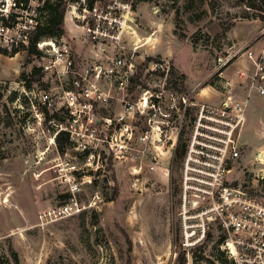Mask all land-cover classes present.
<instances>
[{"label":"rangeland","instance_id":"374dc122","mask_svg":"<svg viewBox=\"0 0 264 264\" xmlns=\"http://www.w3.org/2000/svg\"><path fill=\"white\" fill-rule=\"evenodd\" d=\"M15 1L0 0V42L21 47L0 53V264H225L211 235L182 245L175 138L190 124L179 115L192 93L186 79L224 86L218 59L259 33L260 10L248 0H102L121 3V24L95 34L83 0H66L65 35L42 39L29 56L21 42L43 0L29 11ZM117 58L123 67L109 77ZM250 64L238 56L222 68L237 96L235 68ZM260 99L250 100V141L241 137L235 172L249 181L264 175ZM72 199L80 212L52 211Z\"/></svg>","mask_w":264,"mask_h":264},{"label":"built area","instance_id":"2783aa9c","mask_svg":"<svg viewBox=\"0 0 264 264\" xmlns=\"http://www.w3.org/2000/svg\"><path fill=\"white\" fill-rule=\"evenodd\" d=\"M17 1L22 0H16L15 6L30 10V0L25 4L26 9L19 6ZM82 4L85 13L93 17V24L87 26L89 33L97 34L105 25L121 24L113 14L121 9V3L83 0ZM260 12L264 16V9ZM3 26L2 30L9 31L12 25ZM17 26H20L19 22ZM24 36V42L28 43L29 36L26 33ZM0 47L7 48L1 42ZM238 56H245L251 62L250 66L237 67L235 70L238 86L246 90V96H237L230 89L231 81L222 71ZM71 64L69 61L68 65ZM123 64V59H115L105 69L108 76H116V70L122 68ZM218 64L221 83L226 90L218 102L199 101L195 99L194 91L193 95L189 93L181 96L183 106L179 113L180 123L188 114L190 124L184 137L180 129L175 138V151L183 138L176 204L180 238L185 249H192L211 235L220 241L219 247L236 264H264V184H260V181L264 182V175L259 174L249 181L235 173L243 154L241 135L247 123L250 99L254 95L264 96V24L246 46L226 58L220 57ZM44 98L48 101L49 97L45 95ZM124 129L129 131V127ZM62 168L64 171L65 168ZM52 211L63 218L80 212L81 207L77 199H72L60 205L57 211Z\"/></svg>","mask_w":264,"mask_h":264},{"label":"trees","instance_id":"16d2710c","mask_svg":"<svg viewBox=\"0 0 264 264\" xmlns=\"http://www.w3.org/2000/svg\"><path fill=\"white\" fill-rule=\"evenodd\" d=\"M19 6H22L23 9L27 8L28 0L17 1ZM21 2L23 5H20ZM66 0H46L42 6L37 8V25L35 26L34 31L32 32V36L28 37V43L25 45L21 42L22 48L27 49L29 56H37L41 53L38 48V43L41 42L44 38H52L54 40H58L65 35L64 28V20L66 13ZM248 4L250 7L258 8L260 11L264 9V0H248ZM8 19L5 17L2 18L4 24L8 25ZM21 48V47H20ZM19 47H15L12 50H9L4 47H0V53L4 54H16L20 51ZM36 67H34L35 69ZM35 72V71H34ZM183 154V145L181 141H179L175 155L178 161L180 162ZM220 243V241H219ZM219 246V245H218ZM226 252L224 250H220V259L225 264H236L233 259L224 258L223 255L226 256ZM227 257V256H226ZM209 264H216L215 261L208 260Z\"/></svg>","mask_w":264,"mask_h":264},{"label":"crops","instance_id":"0c3cea01","mask_svg":"<svg viewBox=\"0 0 264 264\" xmlns=\"http://www.w3.org/2000/svg\"><path fill=\"white\" fill-rule=\"evenodd\" d=\"M234 63H236V62H233L232 63V66H234ZM186 84H187V87L189 88V90L195 92L196 99L199 100V101L218 102L222 98L223 94L226 91L224 89V86L223 85H220V88H216L215 91H209L210 90L209 87H201L200 86L201 85L200 82L193 83V82H190L189 79H186ZM231 84H232V82H231ZM212 88H213V86H212ZM239 90H240V96H246V90L245 89H243V88L240 87ZM210 92H212V93H210ZM257 97L258 96H255L254 95V96H252L251 99H255ZM260 100L264 102V99H260ZM249 104H250V102H249ZM248 111H249V108H248ZM246 135H247V133L244 132V134L241 135L242 139L244 141H250V138L248 136H246ZM257 171H259V173L264 172V168L257 169Z\"/></svg>","mask_w":264,"mask_h":264}]
</instances>
